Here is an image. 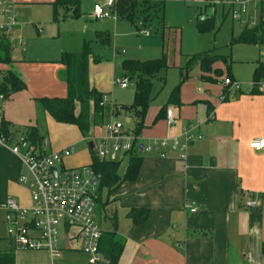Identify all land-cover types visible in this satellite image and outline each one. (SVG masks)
Listing matches in <instances>:
<instances>
[{
    "label": "crops",
    "instance_id": "1",
    "mask_svg": "<svg viewBox=\"0 0 264 264\" xmlns=\"http://www.w3.org/2000/svg\"><path fill=\"white\" fill-rule=\"evenodd\" d=\"M9 1L14 5L43 2ZM53 1L47 2L51 6ZM212 1L205 0L204 9L198 10L197 14H202L201 19L211 16ZM91 2H101L103 5L106 0H79L81 14L90 12L84 11L82 5L88 6ZM244 5L243 1L234 0L229 10L234 15ZM259 18L252 21L246 19L245 25ZM35 27L38 31L39 28ZM99 31L108 33L106 29ZM8 41L10 43L9 38ZM18 44L21 46V42ZM11 49L10 61H0V80L9 70L25 85L21 91L10 94L1 106L0 122L4 120L9 123L12 137L24 133L23 127H37L31 122L30 102L35 107L36 98H63L67 94V87L62 78L65 66L58 61L63 51L57 50L51 57L45 54L16 61L11 59ZM213 49L218 51L217 48ZM90 57L93 58V55ZM124 59L127 58L119 62L120 70ZM256 60L261 59L253 61L252 74ZM94 61L97 59L94 58ZM231 63L230 56L227 63L218 59L207 73H202L199 65L195 64L193 66L198 68V77H189V68L187 77L181 82L179 73V104L168 105L175 114V123L167 125L165 110L157 119L167 100L161 105H151L150 102L137 138V147L142 156L137 177L133 181L122 182L110 194L105 189L98 193L96 191L95 218L107 220L102 234L112 233L114 239L123 242L117 264H264V153L249 147L250 140L264 134V88L260 87L264 81L259 82L256 93L249 92L253 81L243 90L241 83L229 72ZM226 77L238 82L239 89H229L224 83ZM128 84L126 87L117 86L125 89ZM103 93L105 114L94 119L90 112L89 129L92 136L87 142L89 152L91 149L94 151L97 138L105 133L106 123L116 117L111 114L110 108L114 101L107 100V93ZM42 114L49 115L46 112ZM117 117L125 131L129 132L126 124H132L133 128V117L128 113L120 112ZM61 128L70 130V127ZM183 129H187L193 137L184 157H178L176 150L154 145L156 139L182 138ZM75 136V139L79 137L76 133ZM42 141L46 143L45 149L48 151L72 146L71 155L75 152L73 144L51 147L44 137ZM139 144L141 148L152 145L150 150H142ZM160 151L164 153L162 156ZM116 161L120 162L121 174L127 162L126 154H120ZM90 164L91 161L80 165ZM24 171L20 159L0 145V205L9 197L22 206L30 204L27 187L18 181ZM251 199L256 204L248 207L246 202ZM189 206H194L195 210L190 211ZM133 207L149 210L145 222L133 224L125 217L128 209ZM3 217L4 210L0 206V251L13 250L14 264L54 263L45 250L29 251L15 247L7 237ZM60 239L65 240L64 250L84 255L77 229L62 233ZM59 248L61 253L63 248L60 244ZM36 258H40L39 261Z\"/></svg>",
    "mask_w": 264,
    "mask_h": 264
},
{
    "label": "rangeland",
    "instance_id": "2",
    "mask_svg": "<svg viewBox=\"0 0 264 264\" xmlns=\"http://www.w3.org/2000/svg\"><path fill=\"white\" fill-rule=\"evenodd\" d=\"M47 1L13 4L18 23L12 27L9 34L11 59L18 61L45 54L51 57L57 50L80 51L86 45L93 55L87 63L88 82L100 92L107 93V100L112 99L117 105H129L133 100L134 79L129 80L125 89L115 83L117 78L123 77L119 65L123 58L164 59L167 69L152 78L151 105L166 102L170 88L178 83L179 69L185 65L188 55L213 48H217L221 54L229 55L232 59L229 72L241 83L243 90H246L252 81L253 61L257 58L264 60V44L232 42L244 27V20L252 21L259 16L264 20V0H240L245 3L244 9L234 15L229 10L234 0H213L209 15L214 18L215 30L208 32H199L196 29V14L199 9H204L205 0H165L161 10H151L146 23L140 21L139 15L136 18L134 16L132 21L128 18L120 20L114 12L100 19L91 17L89 13L63 19L59 15L58 20L54 21L51 18V6ZM91 6L92 2L88 6L82 5V8L84 11H90ZM2 19L0 17V20ZM256 22L246 24L252 26ZM35 25L39 28L38 31ZM104 29L108 31L107 44L100 43L96 36L97 31ZM144 29L149 30L150 35L143 34ZM94 58L97 61H94ZM188 73L189 77L197 78L199 71L197 67L192 66ZM35 107L30 102L31 122L37 124L39 133L51 147L74 145L75 152L63 159L64 166L89 164L93 151L89 152L87 146L92 136L90 129L82 135L76 126L58 123L50 115L42 114L36 102ZM117 120L120 118L112 117V121ZM126 126L131 132L132 124ZM61 127H70V130H62ZM75 133L79 136L77 139ZM116 216L118 217L117 213ZM96 220L101 229L107 224V220ZM64 243L65 240L60 239L59 244L63 249L60 255L53 259V264H84L85 255L64 250ZM36 259L39 261L40 258Z\"/></svg>",
    "mask_w": 264,
    "mask_h": 264
},
{
    "label": "trees",
    "instance_id": "3",
    "mask_svg": "<svg viewBox=\"0 0 264 264\" xmlns=\"http://www.w3.org/2000/svg\"><path fill=\"white\" fill-rule=\"evenodd\" d=\"M165 0H115L111 6L119 18H128L139 15L140 21L146 23L151 14V10L162 9ZM208 1V0H207ZM51 18L54 21L60 18L78 17L81 14L79 0H54L51 3ZM59 10L61 14H59ZM198 13L196 18V29L199 32H208L215 29L213 16H205ZM138 26V25H135ZM96 36L100 43L107 44L109 37L107 32L98 31ZM232 42L264 44V20L252 25H245L238 36ZM10 43L3 38L0 45V61L9 62ZM92 52L86 45L80 51H63L59 56V62L65 66L62 74L63 81L67 87V94L63 98H36L38 108L41 112L49 114L56 122L74 125L80 133L84 135L90 127V112L94 119L105 114L104 104L102 105L104 93L98 91L88 82V59ZM229 61V55L219 54L216 49L204 51L188 56L184 67L179 69L180 82L187 77L188 69L198 64L202 73H207L211 65L216 60ZM167 66L163 58L146 60L124 59L121 62L122 76L128 80L134 79L133 100L129 105H117L112 103L111 114L117 116L120 112H126L133 117V128L129 132L134 137V148L126 154L127 162L124 171L119 174V161H105L98 159L92 149L90 167L99 176V186L97 193L105 189L109 194L115 191L124 181H133L139 172L142 156L137 147V138L144 125L146 111L151 102L152 78L160 71H165ZM228 69V68H227ZM252 84L250 93H256L258 84L264 81V61L256 60L252 74ZM179 86H174L169 93L167 102L160 109L157 119L161 117V112L166 110L168 105L179 104ZM25 88L24 83L11 71L7 70L0 80V92L6 99L13 92ZM211 106H209V110ZM165 112V111H164ZM9 123L1 120L0 131L10 137ZM28 139L38 147L43 145V137L38 133L36 126L23 127ZM149 210L142 207L128 209L125 217L133 224H141L147 219ZM99 249L105 259L104 264H117L123 250V242L114 239L112 233H103L99 242ZM264 252V248L262 249ZM14 251H0V264H14Z\"/></svg>",
    "mask_w": 264,
    "mask_h": 264
},
{
    "label": "built area",
    "instance_id": "4",
    "mask_svg": "<svg viewBox=\"0 0 264 264\" xmlns=\"http://www.w3.org/2000/svg\"><path fill=\"white\" fill-rule=\"evenodd\" d=\"M115 0H106L105 4L93 3L90 16L106 18ZM244 7L241 8L243 10ZM0 45L2 39H8L10 30L17 24L14 5L9 0H0ZM145 35L149 30L142 31ZM20 43V41H19ZM121 87H126V77L115 80ZM225 85L229 89H239L238 82L226 77ZM264 88V85L260 86ZM0 92V113L4 102ZM104 104V101L101 103ZM165 121L172 125L176 121L171 106L165 110ZM195 138V137H194ZM199 138V136H198ZM193 140L187 129H183L182 138L164 137L156 139L154 145L161 149L176 150L178 157H184L188 143ZM0 145L16 155L25 171L19 176V183L29 192L30 204L22 206L9 197L0 206L4 210L6 234L13 245L19 249L45 250L51 259L59 256V239L62 233L77 229L81 251L86 260L84 264H104L105 259L99 249L102 229L95 218V198L99 185V176L87 165L67 167L63 159L73 153V147L61 150H46L33 144L25 133L7 137L0 131ZM152 144L142 146L150 150ZM249 147L264 153V134L249 141ZM134 148V137L124 130L120 121H109L105 133L97 138L94 146L95 156L105 161H116L122 153L128 154ZM163 151V150H162ZM160 151V156L164 153ZM55 168V174L51 169ZM253 199L248 200V207L255 206ZM188 207V206H187ZM194 211V206H189Z\"/></svg>",
    "mask_w": 264,
    "mask_h": 264
},
{
    "label": "water",
    "instance_id": "5",
    "mask_svg": "<svg viewBox=\"0 0 264 264\" xmlns=\"http://www.w3.org/2000/svg\"><path fill=\"white\" fill-rule=\"evenodd\" d=\"M89 147H91V143L89 144ZM139 148H141V144H139ZM51 171H52V173L55 174V168L54 167L51 169Z\"/></svg>",
    "mask_w": 264,
    "mask_h": 264
}]
</instances>
